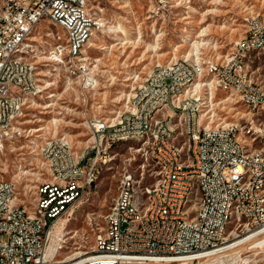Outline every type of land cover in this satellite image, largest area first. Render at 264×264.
<instances>
[{"label":"built area","instance_id":"1","mask_svg":"<svg viewBox=\"0 0 264 264\" xmlns=\"http://www.w3.org/2000/svg\"><path fill=\"white\" fill-rule=\"evenodd\" d=\"M147 1L151 17H161L175 5V0ZM89 5L90 0H0V160L7 147L13 149V138L21 136L19 121L25 110L44 90L41 79L30 76V65L47 60L48 67L57 69L62 57H73L71 67L85 70L79 54H85L86 44L102 26L99 16L90 19ZM243 19L242 36L230 52L207 63L222 73V83L239 85L237 99H244L249 112L245 122L232 121V130L214 131L212 115L225 100L210 96L211 119H203L196 106L197 93L200 87L208 89L209 78L199 75L196 66L188 67L186 58L155 62L132 88L126 109L88 118L89 150L76 155L69 140L57 142V136H44L39 150L27 148L47 170L36 187L35 212L27 211L15 182L0 177V264H65L52 258V240L60 220L98 178L105 161L103 140L110 144L134 135L140 145L144 131L152 132V144L144 153L156 158V179L138 188L126 173L121 193L112 198L117 210L110 224H104L94 249L76 264L193 263L229 242L222 227L236 226L238 233L264 229V144L252 143V135L264 134V117H259L264 81L249 70L252 55L264 59V16L250 3ZM54 39L70 40L68 52L59 47L48 53ZM29 41H36L33 54H25ZM14 48L22 50L20 60H12ZM244 51H251V58H244ZM41 53L44 58L36 60ZM82 74L87 78L83 88H92L93 77ZM20 84H27L28 92L12 97ZM169 86H176V95H168ZM133 89L141 90L140 99H133ZM186 92H194V99H186ZM171 107H179V115H172ZM134 111H141V118H134ZM233 137L242 138L245 155H238ZM176 138L186 140V147L176 146ZM65 152H72V159H65ZM178 153L186 154L188 168L177 166ZM197 187L206 188L204 198H196ZM140 189H147L151 205L141 204ZM131 199H138L139 207H131ZM8 204H15V215H3ZM196 205L205 206L203 216H195ZM226 213L235 214L236 223L226 222Z\"/></svg>","mask_w":264,"mask_h":264},{"label":"rangeland","instance_id":"2","mask_svg":"<svg viewBox=\"0 0 264 264\" xmlns=\"http://www.w3.org/2000/svg\"><path fill=\"white\" fill-rule=\"evenodd\" d=\"M250 3L264 16V0H189L188 4L175 0V5L161 17L149 16L147 0H90V14L99 16L103 24L85 46V70L67 69L65 57L60 68L52 69L47 60H39L44 53L37 55L35 75L43 82L44 90L40 97L32 99L20 118L21 136L13 139V149L7 147L0 160V177L13 180L19 199L27 204V209H33L36 187L46 178L47 170L27 148L39 150L44 136H57L66 137L76 155L89 150V117L106 118L126 109L132 88L155 62L179 57H225L242 36L243 17ZM64 41L50 40L47 52ZM30 42L36 48V41ZM249 70L264 81L262 57L252 55ZM82 73L93 77L92 88H83L87 78ZM213 96L225 100L217 105L220 110L212 115L214 122H245L248 109L234 93L217 90ZM210 109L205 111V119H211ZM103 145L105 161L100 163L98 178L85 189L72 212L64 215L58 243L61 247L54 257L57 261H76L79 254L94 249L96 235L105 224L104 217L124 174H132L138 188L156 179L152 160L135 140L110 144L103 140ZM236 228L231 226L228 230L229 239L243 234ZM191 264H264V234Z\"/></svg>","mask_w":264,"mask_h":264},{"label":"bare ground","instance_id":"3","mask_svg":"<svg viewBox=\"0 0 264 264\" xmlns=\"http://www.w3.org/2000/svg\"><path fill=\"white\" fill-rule=\"evenodd\" d=\"M249 8V7H248ZM90 19H97L90 14ZM103 24V23H102ZM245 25H243L244 27ZM61 47V52H68L70 48V40L65 39L64 42H57L51 48L50 53H55ZM33 50V44L29 41V47H25V54H31ZM11 58L12 60H20L22 58V50L21 48H14L11 51ZM244 58H251V51H244ZM65 61L67 62V69H74L71 67L73 64V57H65ZM87 57L82 54H79V62H86ZM199 69V75H205V78H209L208 81V89L207 87H200V93H197L196 98V106L198 113L200 116L206 114V110L210 109L211 100L210 96L214 95V92L217 90L226 91L229 93H234L236 97L239 95V85L236 82H226L222 83V73L216 72V69H209V63H207V59H188V67H195ZM76 70L80 71V67H75ZM75 71V70H74ZM72 71L71 73H74ZM41 74V73H40ZM30 76L36 78L35 75V66L30 65ZM20 92H28V85L27 84H20V90H12V97H20ZM168 95H176V86H169L168 87ZM141 97V90L140 89H133V99H140ZM186 99H194V92H186ZM237 99V98H236ZM244 105V99H237ZM171 114L172 115H179V107H171ZM259 117H264V110H259ZM134 118H141V111H134ZM203 119H205L203 117ZM210 119V118H208ZM212 124L214 125V131L216 132H225L227 130H232V123L231 122H214L212 120ZM14 137L13 139H15ZM122 140H135L134 135H125L123 136ZM57 142H65V137H57ZM252 143L257 144H264V134H254L252 135ZM152 144V132L151 131H144L143 132V140L140 142V145L146 149L148 152L150 149V145ZM233 144L238 145V155H245V143H242V138L240 137H233ZM176 146L178 147H186V140L183 138H176ZM65 159H72V152H65ZM154 165H156V158H150ZM177 166L181 168H188V161L185 153H178L177 154ZM124 174L121 180H124ZM121 180L118 187L117 193H121ZM206 195V188L204 187H197L196 189V198H204ZM140 196H141V204L143 205H151V197L147 196V189H140ZM131 207H139V200L138 199H131ZM117 210V199H112V202L109 206L108 212L106 213L104 220L105 224H110L112 211ZM28 212H35V205L33 209L29 210ZM16 214V207L15 204H8L5 205L3 208V215H15ZM205 214V206L204 205H196L195 208V216H203ZM66 218L60 220L59 227L57 230L56 235H54L52 240V258L55 257L58 249L61 247L58 245V240L60 239L59 235L64 228ZM225 221L229 223H236V216L233 213H226L225 214ZM228 227H222V234H228ZM264 231V229L258 232H245L243 234H236L237 238L229 239V242L223 246L220 250L214 251L209 256L200 257L197 261L201 259H206L211 257L215 254L220 252L226 251L231 249L237 245L243 244L247 240L257 238L261 235H258L259 232ZM245 235L243 237H239ZM86 253V252H85ZM79 258L77 260L82 259V254H79ZM77 257V256H76ZM75 258H68L67 261H59L57 263H65V264H76L77 262L74 261ZM183 264H191L190 261L184 262Z\"/></svg>","mask_w":264,"mask_h":264}]
</instances>
